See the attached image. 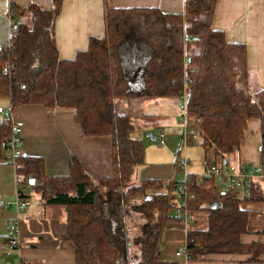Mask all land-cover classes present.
<instances>
[{"label": "trees", "instance_id": "1", "mask_svg": "<svg viewBox=\"0 0 264 264\" xmlns=\"http://www.w3.org/2000/svg\"><path fill=\"white\" fill-rule=\"evenodd\" d=\"M62 1L52 0L49 9L11 7L10 18L23 15L27 20L14 23L8 46L0 47V97L9 99L12 112L29 105L71 111L82 136L110 137L111 174L98 180L107 192L97 194L78 160L71 159L67 175L49 177L42 157L23 154L11 160L17 186L27 190L22 197L35 193L44 205L67 208L62 238L72 244L75 264H175L159 260V249L164 228L170 221L181 223L182 209L205 213L208 224L204 230L187 229L182 249L188 261L217 254L249 255V262L257 261L264 244L241 242L243 235L264 237V229L251 231V211L242 207L264 202L258 192L263 189L256 184L239 196L236 189L221 192L213 177L197 183L192 175L187 183L191 197L178 207L171 196L177 189L174 181L130 184L144 153L142 142L131 137L136 125L127 105L159 98L185 97V116L199 135L205 168L233 164L228 157L240 151L247 122L257 120L264 167V89L252 92L247 87L244 45L227 42L222 31L211 28L216 0H185L178 14L107 7L104 37L90 38L87 48L70 60L59 57L54 39ZM11 136L5 117L0 123V165L10 158ZM163 188L166 193L158 192ZM127 199L136 200L133 209L143 221L133 239L125 231V219L123 226L110 223ZM211 203L216 206L210 208ZM173 209L178 218L170 215ZM1 240L6 244L7 236Z\"/></svg>", "mask_w": 264, "mask_h": 264}, {"label": "crops", "instance_id": "2", "mask_svg": "<svg viewBox=\"0 0 264 264\" xmlns=\"http://www.w3.org/2000/svg\"><path fill=\"white\" fill-rule=\"evenodd\" d=\"M30 4L49 9L52 0H0V47L8 46L14 23L27 20V17L23 15L21 17L16 15L14 20L10 18L11 7H25ZM184 6L185 0H63L61 10L54 21L55 46L61 59L70 60L78 51L87 48L90 38L104 37V16L107 7L155 8L163 13L178 14L184 11ZM211 28L222 31L227 42L244 45L248 70L247 87L252 92L264 89V0H216ZM149 101L154 100H145L141 102V105L144 107ZM2 103L8 106L9 99L0 97V104ZM161 103L167 109L176 105L174 99ZM146 114L150 117L154 116L157 120L162 118L156 117L157 113L147 112ZM13 119L23 124L21 131L23 154L42 157L46 176L67 175L72 158L82 164L93 183L110 176L111 138L82 136L80 127L73 121L71 111H47L40 105H29L15 110ZM153 157L155 160L159 155H153ZM155 162L141 168L138 181L131 185H137L144 179L173 181L171 175L175 171L174 162L171 163L169 160H166V163H162L161 160ZM230 162L245 164L248 167L262 164L259 155L257 120L251 119L247 122L240 151L232 156ZM202 164V171H204V159ZM16 183L14 164L11 160H7L0 165V264L5 260L3 253L8 250L1 239L9 234L15 222L21 245L19 249L11 250L10 257L6 258L11 264H18L20 260L25 261L26 264H75L72 244L62 238L67 231V208L62 205H44L40 202L39 195L32 193L33 199H28V205L20 212H16L12 206H4L5 201L15 199ZM255 184L260 189H264V177H257ZM158 192L163 193L162 189ZM236 192L239 196L245 195L239 189ZM257 204L259 203L243 205ZM134 205L136 201L125 202L123 205L125 214H129L130 218L132 213L129 212ZM247 210L251 211L250 214L253 213L252 210ZM133 215L129 228L127 224L125 228L126 232L129 229L130 239L138 235L139 227L143 222L136 212ZM175 217L178 218V213ZM189 225L190 223L184 226L177 221H170L166 225L162 233L159 260L175 264H264V252L259 253L255 262L247 260L249 255L217 254L206 256L203 260L185 263L182 259L175 257V252L184 247ZM241 242L264 244V237L243 235ZM135 249L134 247L131 251H136Z\"/></svg>", "mask_w": 264, "mask_h": 264}, {"label": "rangeland", "instance_id": "3", "mask_svg": "<svg viewBox=\"0 0 264 264\" xmlns=\"http://www.w3.org/2000/svg\"><path fill=\"white\" fill-rule=\"evenodd\" d=\"M171 99L175 100L176 105L174 107L172 108L168 107L167 109L162 105L161 102H165ZM180 102H181L180 98H168V99L159 98V99H155L154 101H149V103H146L144 107L141 104H135L137 102L134 103L135 105H132L133 103L127 105L129 112L134 115L133 118H134V123L136 125L135 129L131 133V137L142 140L143 153H145L143 154V163L135 167L130 177V184H133V182L138 181L139 170L141 168H143L144 166L152 165L156 163L155 161L157 160H161L162 163H166V160H169L171 161V163L174 162L173 164L175 165V159L172 154L176 149L177 145L180 143V136L182 133V129L178 124L179 119L181 118V114L183 113V109L180 108ZM0 107L1 109H9L10 105L4 106V104L2 103L0 104ZM147 112L154 114L157 113L156 117L160 116L162 118H158L157 120V118H155L154 116L151 117L146 116L145 113ZM5 117H6L5 114L0 113V121H3ZM159 131L164 135V145H160L157 142V140L151 141L145 138L146 133L152 134L153 136H155V138H157L159 135ZM203 154H204L203 149L199 145V139L185 141V157L188 159L187 168L184 172L177 169L171 175L177 187H179L181 183L184 181L185 174L192 176V175H200L203 172L202 171L203 169L202 162L204 159ZM153 155H159V157L154 160ZM231 158L228 157V160L230 161ZM93 186L97 194H104L105 192H107V189L104 186V184H102L99 181L94 183ZM263 190L258 192L264 197ZM162 192L166 193L167 191L166 190L164 191V189H162ZM171 196H173L172 202L174 206L177 207L180 206L181 199L179 197V193L176 190H173ZM29 199L30 200L33 199V194H32V198ZM135 201L136 200L130 201L127 199L125 202H135ZM242 207L253 211V213L250 214L249 216V223H248L251 231L254 232L264 229V202L259 203L257 205H243ZM129 209L131 208L129 207ZM129 213H132V215L135 214L133 209ZM132 215L130 218L129 214L127 213L125 214L121 206L120 209H116L115 216L114 218L110 219V223H112L114 220V222L116 223L119 222L122 223L123 226L124 219H126V224L127 227L129 228L130 223L133 220ZM170 215L177 216V211L175 209L171 210ZM192 215L194 217V221L192 224L188 226V229L190 228V229L204 230L208 227L205 213L194 212L192 213ZM128 232L129 229H127V235Z\"/></svg>", "mask_w": 264, "mask_h": 264}, {"label": "built area", "instance_id": "4", "mask_svg": "<svg viewBox=\"0 0 264 264\" xmlns=\"http://www.w3.org/2000/svg\"><path fill=\"white\" fill-rule=\"evenodd\" d=\"M180 101V108L183 109V113L181 114L178 124L182 129V133L180 136V143L177 145L172 155L175 159V166L180 171L184 172L188 165V159L185 157V141L197 140L199 139V135L188 125V120L185 116V97L183 96ZM0 113L5 114V116L8 117L11 122L12 136L8 142V152L10 156L9 159L14 160L16 157L23 155L22 148L20 147L23 124L22 122L13 119V112L10 108H0ZM156 140L160 145H164V135L160 131ZM190 177V175L185 174L184 181L176 189V191L179 193L182 205H184L187 197H191L190 195L188 196L187 191V183L190 181ZM210 177H213L217 180V185L221 192H226L228 189H239L244 194H248L252 186L256 183L257 177H264V167L262 165L248 167L245 164H231L227 167L210 166L205 168L200 175H195V180L198 183ZM26 192L27 190L25 186L21 188L17 186L15 199L13 201H5L4 206H12L16 212H20L29 203L27 198L22 197ZM179 217L181 224L184 226L194 221L192 213L186 209L180 210ZM16 226L17 223L15 222L13 228L7 235V243L5 246L8 248V250L3 253L5 260L2 262V264H11L6 258L10 257L12 252L11 250H17L21 245L19 231ZM175 257L180 258L183 261L188 260L185 249L177 250L175 252ZM18 264H26V262L20 260Z\"/></svg>", "mask_w": 264, "mask_h": 264}, {"label": "water", "instance_id": "5", "mask_svg": "<svg viewBox=\"0 0 264 264\" xmlns=\"http://www.w3.org/2000/svg\"><path fill=\"white\" fill-rule=\"evenodd\" d=\"M145 137L148 138V139H150V140H152V141H156L155 136H153L152 134L146 133V134H145ZM28 184H29V185H33V184H34V180H29V181H28ZM215 206H216L215 203H211V204H210V208H214Z\"/></svg>", "mask_w": 264, "mask_h": 264}, {"label": "bare ground", "instance_id": "6", "mask_svg": "<svg viewBox=\"0 0 264 264\" xmlns=\"http://www.w3.org/2000/svg\"><path fill=\"white\" fill-rule=\"evenodd\" d=\"M185 263H187L188 262V260L187 261H184Z\"/></svg>", "mask_w": 264, "mask_h": 264}]
</instances>
